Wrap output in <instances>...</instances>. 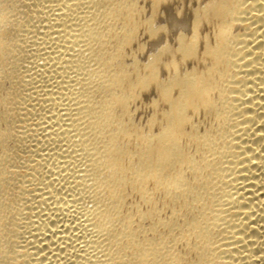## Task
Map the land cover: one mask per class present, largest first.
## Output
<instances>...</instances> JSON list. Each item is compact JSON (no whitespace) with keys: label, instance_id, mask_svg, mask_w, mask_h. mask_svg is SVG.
Wrapping results in <instances>:
<instances>
[{"label":"bare ground","instance_id":"bare-ground-1","mask_svg":"<svg viewBox=\"0 0 264 264\" xmlns=\"http://www.w3.org/2000/svg\"><path fill=\"white\" fill-rule=\"evenodd\" d=\"M0 264H264V0H0Z\"/></svg>","mask_w":264,"mask_h":264}]
</instances>
